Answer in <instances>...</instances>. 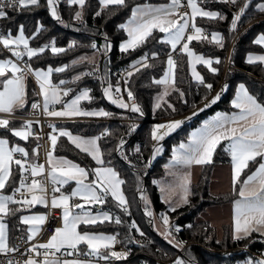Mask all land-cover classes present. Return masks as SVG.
<instances>
[{"label": "snow or ice", "instance_id": "6c2138e0", "mask_svg": "<svg viewBox=\"0 0 264 264\" xmlns=\"http://www.w3.org/2000/svg\"><path fill=\"white\" fill-rule=\"evenodd\" d=\"M69 6H78L74 11L72 20L80 25L86 26L85 9L90 7L89 0H64ZM216 3L225 6L235 7L239 0H214ZM252 0H245L238 11L232 14L229 32L235 33L238 30V23L249 9ZM61 0H0V18L8 19L7 9L30 10L45 6L51 18L58 24L68 27L59 11ZM209 0H169L165 4H137L131 7V14L125 23L117 27L127 34V39L119 44L121 53L129 54L145 45L150 37H154V31L164 34L159 42L169 45L171 51L167 55V69L163 75L156 79L153 77L152 84L162 86V91L155 97L153 111L163 106L171 109L176 108L170 104L166 97L172 92H177L181 99L185 92L178 88L175 77L177 62L174 53L180 52L187 57V64L191 71L192 78L206 89L202 98L203 108H196L192 115L184 120H171L165 123L153 124L150 129L152 144V155L146 164L150 166L151 160L162 152L161 142L166 136L176 132L185 123L192 119L205 108H209L221 100L222 94L228 90L227 81L214 96H209L213 90V84L207 83L200 72L196 70L197 65H204L213 74L219 73L218 67L222 63L219 57L209 58L204 54H198L190 44L193 41L214 43L217 47H225V37L219 32H212L211 39L206 30L198 26L197 18H206L209 21L226 20L227 16L222 11H214L206 8ZM99 10L94 17H100L104 12L115 14L117 10H124L129 7L127 0H98ZM190 11H181L182 8ZM258 12L264 13V4L256 6ZM79 30V29H77ZM47 31L41 22H37L35 31L29 36L25 34L24 25H20L18 33L13 35L11 30L7 33L0 32V45L11 54L12 58H0V129L10 132L12 136L22 141H28L32 136L33 124H39L37 119L24 120L19 128L12 126L11 118L17 112H22L27 106V85L29 75L35 78L39 86V95L42 102L31 103L33 113L40 111L42 115L50 118H74V117H105L111 118L114 113L104 108L87 109L81 106L82 101L92 103L94 97L90 88H82L76 92L74 88L67 85L76 84L83 77L92 76L99 72L96 63V55L107 56L112 49V44L107 33H103L104 43L98 45L94 40L87 45L93 51L92 56H81L73 60V66L87 61L93 65V71L81 72L72 80H59L54 84L53 73H63L69 65L64 64L53 68L48 65L46 70L40 67H33L29 61L39 58L46 51L52 54L64 53L69 49L77 47V41H70L67 48L58 47L55 38L42 46L32 47L30 41L36 40L42 32ZM95 34V33H94ZM254 44L264 46V34L253 41ZM27 57V60L24 58ZM158 57L157 52L144 53L136 59L124 73L121 74V81L114 85L108 78L107 72L97 77L100 80L101 90L104 98L120 109L130 111L143 117L144 111L137 101L136 94L131 87V78L141 71L152 67L150 59ZM232 62L231 56L228 58ZM249 65H264V53L251 54L246 57ZM75 93L74 95H71ZM126 93V98H125ZM187 104V100H184ZM59 106V108H57ZM232 111L217 112L209 120H205L200 127L192 131L187 137V142H181L171 150V159L165 168L168 174L176 178V184L169 186L173 193L179 189V202L173 203L171 198L165 195V188L160 191L168 204V210L175 213L183 205L189 204L191 192V172L193 165H207L213 162V154L222 141L226 142L223 148L231 158L232 165V194H233V228L231 239L233 242L249 240L253 234H258L264 239V98L257 96L244 84L240 83L235 88L234 96L230 101ZM127 117H121L126 119ZM52 130L49 133V150L46 153V162L38 163L39 149L37 143L31 153L26 147L19 144L10 146L7 138H0V193L6 186L13 185L12 194H0V264H99V261L108 262L127 260L129 251H115L117 243H124L118 240L117 234L94 233L89 230L90 226L114 222L116 225H123L124 221L120 215H114L111 211H105L103 206L109 198L115 202V206L125 215L130 216L129 202L124 195L122 185L126 183L121 178L120 172L103 159V152L99 141L111 135L109 129L105 128L100 135L84 137L74 135L54 123H49ZM139 125L135 122L129 124L126 135L137 131ZM58 133V135H57ZM59 137H66L68 141L86 153L95 161V167H82L73 161L54 155L58 147ZM41 135L37 134L35 139L39 141ZM127 140L121 137L115 146L121 159L130 160L125 151ZM135 152L141 154V146L136 145ZM15 165V170L13 169ZM250 165H255L254 170ZM134 167V165H132ZM248 169L250 174L245 173ZM242 174L246 178L242 179ZM18 179V186H14ZM139 176L137 182L139 185ZM72 182L75 186L72 187ZM159 184V181H153ZM51 184V196L49 197L48 185ZM68 186V189H65ZM140 192V199L144 204V214L154 221L155 214L150 208V201L144 190ZM19 194V195H17ZM16 205L17 207H11ZM36 205L45 207L48 211L39 214L31 213ZM92 206H99L93 209ZM60 211V224L54 226L51 235L43 240L41 233L44 226L55 211ZM20 215V223L28 225L27 235L18 237L17 244L9 243L8 224L5 217ZM160 219L164 229L160 233L174 247L183 248L185 241L177 239L176 234L181 228L170 221L168 213H161ZM83 226V227H82ZM192 228V225H188ZM130 229H134L141 237L145 233L140 229L135 220L131 221ZM40 237L39 239H37ZM211 239V237H206ZM127 244L137 243L144 247L133 237L125 238ZM220 244V240H216ZM21 244L27 245L21 252ZM86 246L82 248L81 246ZM247 248V246H246ZM246 250V249H245ZM19 254L21 259L17 258ZM173 264H198L195 257L190 254L187 258H177ZM244 264H264V259L255 257L246 259Z\"/></svg>", "mask_w": 264, "mask_h": 264}, {"label": "trees", "instance_id": "16d2710c", "mask_svg": "<svg viewBox=\"0 0 264 264\" xmlns=\"http://www.w3.org/2000/svg\"><path fill=\"white\" fill-rule=\"evenodd\" d=\"M167 1L168 0H127L129 5L127 9L117 10L115 14L104 12L100 17H94L95 12L99 10L98 0H89L91 6L85 9L86 26L77 24L72 20L74 11L78 6H69L61 2L59 11L62 18L68 22V27L56 23L51 18L46 4L40 8H32L23 11L10 9L7 10L9 18H1L0 26L2 28V33H7L8 30H11L12 34L16 35L19 26L24 25L25 34L30 36L35 31L37 22H41L47 31L42 32L36 40L30 41V46L32 47L42 46L52 38L56 39L58 47L64 48H67L70 41H77V47L69 49L64 53L54 55L48 50L38 59L33 58L29 61L33 67L44 69H46L48 65H51L53 68L60 67L64 64L69 65L65 72L54 73V82H59L61 79L70 81L81 72L93 71V65L87 61L75 66H73L71 62L81 56H92L94 50L87 47V45L93 40L98 45H103V33H107L108 39L112 44V49L106 57L99 54L96 55V63L100 69L99 75L94 74L92 76L83 77L81 81L76 84L67 86L74 88L76 91H80L85 87L90 88L94 101L92 103L88 101L84 102V107L87 109L102 107L114 113V116L111 118L104 117L101 120H76L55 123L58 127H62L74 134L85 137L100 135L105 128L109 129L111 132V135L103 138L99 143L104 154L103 158L105 162L107 163V161L111 160L112 165L120 172L121 178L126 181V183L122 185V188L129 202L131 215L128 216L123 214L115 206V202L109 198L107 204L103 206L104 210L111 211L114 215H120L124 224L116 225L114 222L110 223L105 221L102 224L98 223L97 225L90 226L89 230L91 232L106 234L118 233L120 240L124 241L122 244L130 250L131 256L133 257L130 264H139L145 261L148 264H157L154 261L155 259H162L165 254L177 251V248L174 247L173 244L163 239L162 236L154 230L152 222L150 223V218L144 214V204L140 199V192L137 190L139 186V188L144 190V194L148 196L153 208L158 212H167L170 216V220L174 222V225L181 228L179 233L180 238L190 243L183 251L182 258H187L190 254L195 257L198 264H239L250 257L243 252H234V249L249 244V240L232 242L229 228L225 227L223 237L220 240L221 243L217 244L216 240L219 239L215 232L207 226V230H204L205 225L196 223L195 221L208 207L233 202L232 192L226 194H212L209 190L214 166L230 161V155L223 150L224 144L220 145L215 151L211 164L202 165L201 176L198 183L190 186L192 195L189 197V204L179 207L175 213L169 212L167 206L162 202L158 187L153 181L165 177V165L171 156L172 148L180 142L187 140L190 130L197 127V125L209 115H213L219 111L229 112L232 110L230 108V101L234 96V91L238 84L244 83L250 91L264 98V66L260 64L249 65L246 63V55L248 53H258L262 51V48L254 44L253 41L258 35L264 34V13L258 12L256 8L258 3L263 0H252L246 14L238 23V30L235 33L229 32L232 14L238 11V8L243 5L245 0H239V3L235 7L225 6L214 2V0H209L206 8L214 11H222L224 15L227 16V19L222 21H209L206 18H197V24L206 30L209 34V39H211L212 32L221 33L225 37V47L221 49L214 43L210 44L207 41H193L190 47L198 54H204L209 58L219 57L222 61L220 65H213V67L219 68L218 74L211 73L204 65L197 66L198 71L205 78V81L207 83H212L214 86L211 95L219 86L220 90L226 81L229 84V88L222 94L220 101L210 108H205L203 112H200L199 115L192 119V122L185 124L176 133L165 138L161 142L164 147L162 156L151 160L150 166L146 167L152 155L153 142L150 139V129L152 125L182 117L196 108H203L202 104L204 102H202V98L206 94V89L202 85H198V83L192 79L186 55L176 52L178 54V59L176 61L177 68L175 70L176 83L178 88L185 92V97L181 99L177 92H172L166 99L176 108V111L173 112L171 109L167 108L166 105L153 111L155 97L162 91V86L154 85L151 81L153 77L159 79L166 70V53L171 51L170 46L159 42L163 34L155 30L154 37H150L145 45L138 48L136 51H130L129 54H125L121 53L119 50V44L127 39V35L117 26L127 21L131 14V7L142 3L163 4ZM43 2L44 0H42V3ZM151 52L158 53L157 58L149 60L152 67L141 69L140 72L135 73L130 81L132 90L136 94L137 101L144 111L143 117H139L138 114L131 112L130 117L143 118L145 122L139 124L137 131L129 136L126 135L128 129L127 124L117 122L118 119L126 115L127 110L116 107L104 98L100 80L97 77L107 72L108 78L115 85L117 81H120L114 75L116 70L130 66L141 55L144 53H149L150 55ZM6 56L7 54L0 50V58ZM230 56L232 58L231 63L228 59ZM26 90L28 103L24 112L28 113L31 102L36 98L34 94L35 87L31 80H29ZM184 100H187V104L184 103ZM193 105H195L196 108H194ZM107 119L110 121L106 122ZM18 125H20V122H12L13 127H17ZM122 135H124V139L127 140L125 151L131 164L121 159L120 155L114 151ZM0 138H7L11 145H25L27 148H30L36 142L35 140H30L25 143L3 129H0ZM136 145L141 146V154L134 152ZM54 153L58 156L68 157L79 163L82 167L96 166L88 155L73 147L65 137H59L58 147ZM132 165H134V167ZM250 168L254 170L255 165H250ZM245 173L249 174L250 172L246 169ZM137 176L140 178L139 185ZM243 178H245V175H242V179ZM14 186H18V179ZM12 187L13 185L6 186L3 193L11 194ZM11 207L17 206L12 205ZM20 215L21 213L18 212L15 216L5 217V222L8 224L10 241L17 235H25L23 225L20 223ZM133 220L137 222L140 229L145 233L144 237H141L134 229H130V224ZM188 225H192L193 227L188 228ZM128 236L139 241L144 247H140L137 243L127 244L125 238ZM206 237H211V239ZM252 238H255V236ZM252 238L251 240H253ZM141 253L152 257V259L149 260L146 257H142Z\"/></svg>", "mask_w": 264, "mask_h": 264}, {"label": "crops", "instance_id": "0c3cea01", "mask_svg": "<svg viewBox=\"0 0 264 264\" xmlns=\"http://www.w3.org/2000/svg\"><path fill=\"white\" fill-rule=\"evenodd\" d=\"M259 4H264V0L263 1H261L260 3H258V5ZM257 8V7H256ZM199 18V17H198ZM156 31H158V30H156ZM127 35V34H126ZM164 35V34H163ZM209 35V34H208ZM260 35H262V34H260ZM260 35H258L256 38H258ZM260 46V45H259ZM261 48H262V51L261 52H258V53H251V54H262V53H264V46H260ZM249 54V53H248ZM247 54V55H248ZM247 55H246V57H247ZM4 58H11L10 56H6V57H4ZM13 58H15V57H13ZM12 58V59H13ZM27 58V57H26ZM14 60V59H13ZM257 64H259V63H257ZM198 66V65H197ZM197 66H196V70L198 71V69H197ZM264 66V65H263ZM46 70V69H45ZM199 72V71H198ZM55 73V72H54ZM54 73H53V75H54ZM52 80H53V83L54 84H58L59 82H54V79H53V76H52ZM34 81H35V86H36V90L34 91V94H35V96H36V98L33 100V101H35L36 99H38V98H40L41 99V101H42V97L39 95V86H38V84H37V82H36V80H35V78H34ZM28 82H29V80L27 79V81H26V85H28ZM76 92H79V91H76ZM75 93H72V94H70V96L71 95H74ZM212 96V95H211ZM210 96V97H211ZM32 101V102H33ZM31 102V103H32ZM84 102H87V101H82L81 102V106L82 107H84ZM85 108V107H84ZM199 108H201V107H199ZM29 109H30V107H29ZM196 110V109H195ZM195 110H193V111H195ZM192 111V112H193ZM232 111V110H231ZM192 112H190L189 114H187V115H184V116H182V117H179V118H175V119H184L185 117H189V116H191L192 115ZM219 112H225V111H219ZM230 112V111H229ZM217 113V112H216ZM216 113H214L213 115H209V116H207V117H205L202 121H201V123L200 124H198L197 125V127H195V128H193L192 130H190V133L192 132V131H195V129L196 128H198V127H200L201 126V124L205 121V120H209V119H211L213 116H215V114ZM28 114H29V112L28 113H26V112H24V111H22V112H17L16 114H15V116L14 117H12L11 118V121L12 122H14V121H18V122H20V125L22 124V122L24 121V120H27V116H28ZM200 114V113H199ZM198 114V115H199ZM0 115H3V114H0ZM195 117V116H194ZM194 117H192V119L194 118ZM102 118H104V117H74V118H53V120L52 121H50L49 123H56V122H71V121H76V120H101ZM180 119V120H181ZM192 119L190 120V122H192ZM172 120H174V119H172ZM168 121H171V120H168ZM168 121H165V122H168ZM165 122H162V123H165ZM189 122V123H190ZM188 124V123H187ZM20 125H18L16 128H19L20 127ZM190 133H189V135H190ZM74 134V133H73ZM57 135H58V133H57ZM74 135H78V134H74ZM85 137V136H84ZM89 137H92V136H89ZM66 138V137H65ZM30 140H35L36 142L35 143H37L38 141L34 138V137H32V136H30V138H29V140L28 141H30ZM66 140L68 141V139L66 138ZM28 141H23V142H28ZM69 142V141H68ZM182 142H187V140H185V141H182ZM70 143V142H69ZM181 143V142H180ZM71 144V143H70ZM222 144H224V147L226 146V142H223L222 141V143H221V145ZM35 145V144H34ZM33 145V146H34ZM72 145V144H71ZM10 146H14V145H11L10 144ZM20 146H22V147H26L25 145H20ZM33 146H31L30 148H27L28 150H29V152L31 153V151H32V148H33ZM73 147H75L74 145H72ZM176 146H178V145H176ZM175 146V147H176ZM220 146V145H219ZM218 146V147H219ZM217 147V148H218ZM79 150V149H78ZM217 150V149H216ZM80 151V150H79ZM81 152V151H80ZM83 153V152H82ZM84 154H86V153H84ZM54 155H56L55 153H54ZM87 155V154H86ZM56 156H58V155H56ZM213 156H214V154H213ZM62 157H65V156H62ZM90 157V156H89ZM65 158H67V159H69V160H71V161H73L74 163H77L76 161H74V160H72V159H70V158H68V157H65ZM90 159H91V157H90ZM104 159V158H103ZM92 160V159H91ZM93 161V160H92ZM94 163H95V161H93ZM168 162V161H167ZM167 162H166V164H167ZM77 164H79V163H77ZM81 166V165H80ZM201 167H202V165H193L192 167H191V169H190V172H191V185H194V184H197L198 183V181H199V179H200V176H201ZM13 169H15V165H13ZM166 169V168H165ZM168 171L166 170V175H165V177L164 178H162V179H165L166 177H169V175H167L168 173H167ZM250 174V173H249ZM243 175V174H242ZM245 178H246V176H245ZM231 180H232V165H231V158H230V161L228 162V163H220V164H217V165H215L214 166V168H213V171H212V176H211V180H210V185H209V190H210V192L212 193V194H226V193H229V192H232V183H231ZM190 185V186H191ZM75 186V184H74V182H72V187H74ZM65 189H68V186H65ZM123 189V188H122ZM68 190H70V189H68ZM0 194H4L3 192L2 193H0ZM12 194V193H11ZM5 195H10V194H5ZM125 195V194H124ZM167 206V205H166ZM93 207V209H95L96 207H99V206H92ZM167 208H168V206H167ZM47 211V209L45 208V207H43V206H41V205H36L34 208H32L31 209V213H24V214H39V213H44V212H46ZM196 223H201V224H203V225H205V226H207V227H209L211 230H213L214 232H215V234H216V236H217V238L219 239V240H221L222 239V237H223V234H224V228L225 227H228L229 228V232H230V237H231V232H232V228H233V202H231V203H226V204H223V205H218V206H211V207H208L204 212H202L197 218H196ZM22 224V223H21ZM23 225V228H24V231H25V235H27V228L29 227L28 225H24V224H22ZM104 234H106V233H104ZM256 237V236H259L258 234H253V236L252 237ZM253 239V238H252ZM232 242H233V240H232ZM9 243L11 244V241H10V239H9ZM235 243V242H234ZM82 248H85L86 246H81ZM240 264V263H239Z\"/></svg>", "mask_w": 264, "mask_h": 264}, {"label": "built area", "instance_id": "2783aa9c", "mask_svg": "<svg viewBox=\"0 0 264 264\" xmlns=\"http://www.w3.org/2000/svg\"><path fill=\"white\" fill-rule=\"evenodd\" d=\"M184 2L186 3V0H184ZM7 10H10V9H7ZM181 11L183 12V11H190V10L185 7V8H182ZM0 21H1V18H0ZM0 32H2L1 26H0ZM0 50H2L5 54H7L8 56L11 57V54L9 52H7L6 50H4L2 45H0ZM173 55H174L175 60L177 61L178 54L174 53ZM11 58H13V57H11ZM13 59L15 60V58H13ZM24 59L27 60L26 57ZM128 68H129V66H127L125 68L118 69V70H116L114 75L122 82L121 74L124 73L125 70L128 69ZM95 75H99V72H96ZM27 79L32 81V83H33V85L35 87V90H36V86H35L36 84H35V81H34V77L29 75ZM219 88H220V86L213 92L212 96H214L216 94V92L219 91ZM125 98H126V96H125ZM210 99H211V97H210ZM33 102H42V101H41L40 98H38V99H36ZM202 107H204V103L202 104ZM57 108H59V106H57ZM124 117H127V118L126 119H118L117 122L125 123V124H127V126H129V124L132 123V122H135L138 125L145 122V120L143 118H131L130 117V111H127V113H126V115ZM26 118H27V120L35 121V120L38 119L40 121L39 124H33V127L31 129V131H32V134H33L32 137L35 138L37 134L41 135V137H42L37 142V143H39V145H41V147L39 149V158H38L37 162L38 163H45L46 162V153L49 150V144H50L49 133H51V131H52L49 128L48 125H49V122L53 120V118L46 117V116L42 115L40 111H37V112L33 113V110L31 109V105H30V109H29V114H28V116ZM109 121L110 120H108V119L106 120V122H109ZM121 137L124 138V135H122ZM37 143H35V145L33 146L32 149L36 148ZM48 188H49V197H50L51 196V184L48 185ZM17 195H19V194H17ZM59 217H60V211L59 210H57L54 213H52V215L50 216L49 221L44 226V229H43V231L41 233V236L43 237V240H47V238L51 235L54 226H58L60 224ZM171 223L174 224V222H172V221H171ZM204 230H207L206 226L204 227ZM21 236H25L26 237V235H17V236H15L12 239L11 244H17L19 242L17 240V238L21 237ZM176 236H177L178 240L185 241V240H182L180 238V234L179 233L176 234ZM39 238L40 237H38L37 239H39ZM118 240H120L119 237H118ZM185 242L186 243H185V245H184V247L182 249L176 247L177 251H175L174 253H167V254H165L164 258L155 259L154 261L157 264H173V261L175 259H177L178 257L182 258L183 251L190 245V243H188L187 241H185ZM246 246H247V248H246ZM26 247H27V245L21 244V252H23ZM238 248L240 249L241 252L247 254L250 258L255 257V258H258V259H264V239L260 238L259 236H256L255 238H253V240H251V242L249 244H247L245 246H239ZM114 250L115 251H129V249L126 246H124L122 243H117L115 245ZM141 256L142 257H146L149 260L152 259V257H150V256H148V255H146L144 253H141ZM17 258L21 259L22 257H20L19 254H17ZM0 259H2V257H0ZM132 259H133V257L131 256V253H130V255L128 256L127 260H122V261L113 260V261H111V264H130V261ZM99 264H108V262L99 261ZM139 264H148V263L145 261V262H141Z\"/></svg>", "mask_w": 264, "mask_h": 264}, {"label": "rangeland", "instance_id": "374dc122", "mask_svg": "<svg viewBox=\"0 0 264 264\" xmlns=\"http://www.w3.org/2000/svg\"><path fill=\"white\" fill-rule=\"evenodd\" d=\"M61 2L65 3L64 0H61ZM166 3H169V0H168ZM65 4H66V3H65ZM142 4H144V3H142ZM150 4H152V3H150ZM153 4H154V5H158V4H155V3H153ZM163 4H165V3H163ZM166 69H167V68H166ZM190 74H191V71H190ZM191 77H192V76H191ZM192 79H193V78H192ZM193 80H194V79H193ZM194 81H195V80H194ZM180 119H181V118H180ZM180 119H174V120H180ZM181 120H184V119H181ZM190 120H191V119H190ZM190 120H186L185 123L181 126V128H182L185 124L189 123ZM181 128H180V129H181ZM180 129H178V130H180ZM178 130H177V131H178ZM177 131H176V132H177ZM176 132H174V133H176ZM174 133H172V134L166 136L165 138L170 137V136L173 135ZM161 146H162V149H163V150H162V152H161L159 155H157V156L155 157V159L161 157L162 154H163L164 147H163L162 144H161ZM174 147H175V146H174ZM134 152H135V149H134ZM135 153H136V152H135ZM170 159H171V156H170V158L167 160V161H168L167 164L169 163ZM166 170H167V169H166ZM167 171H168V170H167ZM167 173H168V172H167ZM167 175H169V174H167ZM156 181H159V182H160L159 184H155V185H157L158 190H159V194H160V198H161L162 202H163L165 205L168 206V204L165 203L164 197H162V194H161V191H160L161 187H164V188H165V190H166V191H165V195L168 196V197H170L173 203H177V202H179V196H180L179 189L177 188V190H176L174 193H173L172 191L169 190V186H174V185L176 184V178H175V177L169 175V177H166L165 179H159V180H156ZM150 208L153 210V212H154V214H155V219H154V221L152 222L153 228H154V230H155L159 235H161L160 233L163 231L164 226H163V222H162V220L160 219V214H161V213H167V212H158L156 209L153 208V206L151 205V203H150ZM170 221H171V220H170ZM161 236H162L163 239H165V237H164L163 235H161ZM165 240H167V239H165ZM167 241H168V240H167ZM234 250H235L234 252H239V253L241 252L239 248H235ZM247 259H249V258H247ZM244 261H245V260H244ZM244 261H243V262H240V264H244Z\"/></svg>", "mask_w": 264, "mask_h": 264}]
</instances>
